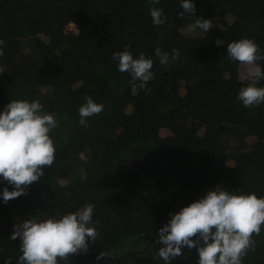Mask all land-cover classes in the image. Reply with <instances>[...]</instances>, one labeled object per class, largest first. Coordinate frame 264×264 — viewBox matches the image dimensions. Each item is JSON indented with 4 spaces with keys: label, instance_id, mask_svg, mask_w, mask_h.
<instances>
[{
    "label": "trees",
    "instance_id": "16d2710c",
    "mask_svg": "<svg viewBox=\"0 0 264 264\" xmlns=\"http://www.w3.org/2000/svg\"><path fill=\"white\" fill-rule=\"evenodd\" d=\"M193 3V17L181 18L179 0H0V112L10 100H39L59 118L50 133L54 163L27 195L5 204L3 189L13 187L0 177V264L22 255L11 239L15 225L89 203L98 236L86 254L58 264H165L156 240L169 213L215 187L264 197V103L246 108L237 99L248 81L226 52L248 38L264 54V0ZM152 7L163 9L166 23L153 25ZM197 18L211 20L208 33L190 29ZM156 48L168 53L167 64ZM125 50L153 60L150 91L133 90L139 81L118 71L112 54ZM86 95L104 110L83 127ZM252 239L255 251L242 264H264V224ZM182 251L171 264H199L197 248Z\"/></svg>",
    "mask_w": 264,
    "mask_h": 264
},
{
    "label": "clouds",
    "instance_id": "9594fccd",
    "mask_svg": "<svg viewBox=\"0 0 264 264\" xmlns=\"http://www.w3.org/2000/svg\"><path fill=\"white\" fill-rule=\"evenodd\" d=\"M151 2L159 4L160 0ZM179 2L183 9L179 13L181 18L185 13L193 17L196 11L193 0ZM149 11L154 26L167 22L162 8L152 7ZM189 27L208 33L213 25L210 19L197 18ZM214 43L224 47L222 39L217 38ZM3 44L0 40V56L4 54ZM226 52L231 62H239L244 67L241 79L248 81L247 86L239 90L237 99L246 108L264 103V87L257 86L264 80V68L258 63L264 61V54L259 46L252 39L242 38L228 43ZM155 55L161 65L167 64L168 53L156 48ZM179 55V51L173 49V58ZM112 59L118 61V71L130 73L133 82L139 81V84H132L133 90H149L146 85L154 78L151 58L140 53L134 59L133 54L125 50L114 52ZM0 73H5L3 67ZM84 99L86 102L78 109L79 124L87 127V119L101 114L104 105L88 95ZM58 127V116L45 112L39 100H10L0 112V177L13 187L12 191L7 187L3 189L5 204L27 195L29 186L45 175V166L51 167L54 163L56 148L50 133ZM94 207L89 203L58 219H25L22 224L15 225L11 239L20 240L22 253L17 264H58V258L67 261L70 254H86L89 240L95 241L99 234V221L93 226ZM169 215L170 220L159 229L156 240L162 245L158 257L165 264L181 256L184 247L197 248L199 264H242L247 252L255 251L252 235H259L264 224V197L258 198L254 192L245 195L215 187ZM201 241L203 246L197 247ZM105 256L106 253H100L96 259ZM5 264H11V259Z\"/></svg>",
    "mask_w": 264,
    "mask_h": 264
},
{
    "label": "rangeland",
    "instance_id": "374dc122",
    "mask_svg": "<svg viewBox=\"0 0 264 264\" xmlns=\"http://www.w3.org/2000/svg\"><path fill=\"white\" fill-rule=\"evenodd\" d=\"M72 28H75V26L72 25ZM186 31H189V30H186ZM244 71H245L244 67L240 64L239 65V76H240V78L242 77V74L244 73ZM60 73H62V71ZM225 77H228V74H225ZM241 80H243V79H241ZM217 83L221 84V81H219Z\"/></svg>",
    "mask_w": 264,
    "mask_h": 264
}]
</instances>
